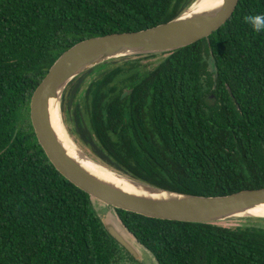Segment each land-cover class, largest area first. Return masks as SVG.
I'll return each instance as SVG.
<instances>
[{
	"label": "trees",
	"instance_id": "1",
	"mask_svg": "<svg viewBox=\"0 0 264 264\" xmlns=\"http://www.w3.org/2000/svg\"><path fill=\"white\" fill-rule=\"evenodd\" d=\"M194 0H0V264H114L133 257L93 198L39 144L30 103L55 60L81 40L165 23ZM238 0L209 37L165 55L112 59L64 90L70 132L102 164L193 195L264 190V33ZM125 89L132 92L121 99ZM157 264H264V218L236 226L114 209Z\"/></svg>",
	"mask_w": 264,
	"mask_h": 264
},
{
	"label": "water",
	"instance_id": "2",
	"mask_svg": "<svg viewBox=\"0 0 264 264\" xmlns=\"http://www.w3.org/2000/svg\"><path fill=\"white\" fill-rule=\"evenodd\" d=\"M237 1L224 0L217 10L211 7L216 0L200 7L194 5L204 2L194 0L182 13L165 23L81 40L55 60L33 94L30 119L39 144L67 180L106 206L110 219L100 217L105 229L133 258L138 256L136 246L140 243L118 219L115 208L153 218L187 222L213 223L240 216L264 218L253 215L254 211L264 207V190H243L216 196L172 191L113 170L76 146L80 155L98 170L90 171L70 156L59 141L50 119L52 106L58 103L65 129L61 98L66 87L84 71L112 59L170 52L207 38L230 18ZM131 92V89H125L121 99Z\"/></svg>",
	"mask_w": 264,
	"mask_h": 264
},
{
	"label": "rangeland",
	"instance_id": "3",
	"mask_svg": "<svg viewBox=\"0 0 264 264\" xmlns=\"http://www.w3.org/2000/svg\"><path fill=\"white\" fill-rule=\"evenodd\" d=\"M157 54H159V55H157L155 57H145L144 59H142V63L147 65L148 68L153 67L154 65L157 64V62L161 58H163L165 56V55L160 54V53H157ZM143 56H145V55H143ZM62 118H63L65 129L69 133L71 139L74 141L76 146L82 152H84V153L88 154L89 156H91L92 158H94L89 153V150L86 147H84L82 144H80L76 140L75 136L70 132L71 125H70V123H68L66 121L67 119H66V116L64 115L63 112H62ZM94 159H96V158H94ZM93 206H94V209L96 210V212H97L99 217H101L103 219H108V220L110 219V214H109L110 212L106 211L107 208H106V206L104 204H102L99 201L93 199ZM248 218H258V217H244V218H239L238 217V218H231V219H227V220H220V221H217L216 223L221 224V225H225V226H236V225L243 224V223L247 222L246 219H248ZM136 248H137V251H138L137 258L130 259L128 256L124 255V258L122 260H119L118 262H115L114 264H157L156 261L154 260V258L142 246L137 245Z\"/></svg>",
	"mask_w": 264,
	"mask_h": 264
},
{
	"label": "bare ground",
	"instance_id": "4",
	"mask_svg": "<svg viewBox=\"0 0 264 264\" xmlns=\"http://www.w3.org/2000/svg\"><path fill=\"white\" fill-rule=\"evenodd\" d=\"M198 1L204 2V3H202L201 5L195 4L194 7H200V6L210 2V0H198ZM50 119H51L52 126H53L54 130L56 131V134L58 136L59 141L61 142L63 147L66 149L68 154L70 156H72L74 159H76L77 161H79L86 169H88L90 171H98L97 169H95V167H96L95 165H94L95 167L93 168V165L91 164V162H89L87 159H85L83 156L80 155L79 151L77 150L76 145L68 137V135H67V133L63 127V124H62L59 105L56 102L52 106V109L50 111ZM253 213H254L253 214L254 216H260V215L264 216V207L257 209ZM239 218H244V217L240 216Z\"/></svg>",
	"mask_w": 264,
	"mask_h": 264
},
{
	"label": "clouds",
	"instance_id": "5",
	"mask_svg": "<svg viewBox=\"0 0 264 264\" xmlns=\"http://www.w3.org/2000/svg\"><path fill=\"white\" fill-rule=\"evenodd\" d=\"M223 3L224 0H216V3L211 7L218 10ZM245 22L255 33H264V13L250 14L245 18Z\"/></svg>",
	"mask_w": 264,
	"mask_h": 264
},
{
	"label": "flooded vegetation",
	"instance_id": "6",
	"mask_svg": "<svg viewBox=\"0 0 264 264\" xmlns=\"http://www.w3.org/2000/svg\"><path fill=\"white\" fill-rule=\"evenodd\" d=\"M122 93H123V92H122ZM125 97H126V96H125ZM125 97H124V98H125ZM122 99H123V98H122Z\"/></svg>",
	"mask_w": 264,
	"mask_h": 264
}]
</instances>
